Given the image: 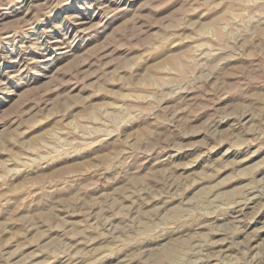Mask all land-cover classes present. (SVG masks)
<instances>
[{
  "label": "rangeland",
  "instance_id": "1",
  "mask_svg": "<svg viewBox=\"0 0 264 264\" xmlns=\"http://www.w3.org/2000/svg\"><path fill=\"white\" fill-rule=\"evenodd\" d=\"M0 264H264V0H0Z\"/></svg>",
  "mask_w": 264,
  "mask_h": 264
}]
</instances>
